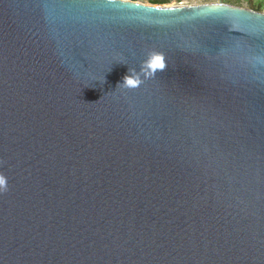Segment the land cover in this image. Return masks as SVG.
I'll use <instances>...</instances> for the list:
<instances>
[{
	"label": "water",
	"instance_id": "obj_1",
	"mask_svg": "<svg viewBox=\"0 0 264 264\" xmlns=\"http://www.w3.org/2000/svg\"><path fill=\"white\" fill-rule=\"evenodd\" d=\"M0 174V264H264V12L0 0Z\"/></svg>",
	"mask_w": 264,
	"mask_h": 264
},
{
	"label": "clouds",
	"instance_id": "obj_2",
	"mask_svg": "<svg viewBox=\"0 0 264 264\" xmlns=\"http://www.w3.org/2000/svg\"><path fill=\"white\" fill-rule=\"evenodd\" d=\"M118 63L123 62L118 61ZM166 67L162 54L151 53L141 62L139 72L136 69L129 68L128 73L122 78V83L118 84L117 88L135 89L142 83L141 77L147 79L150 75L154 78L156 73L164 71ZM7 190V178L0 174V194L5 193Z\"/></svg>",
	"mask_w": 264,
	"mask_h": 264
},
{
	"label": "rangeland",
	"instance_id": "obj_3",
	"mask_svg": "<svg viewBox=\"0 0 264 264\" xmlns=\"http://www.w3.org/2000/svg\"><path fill=\"white\" fill-rule=\"evenodd\" d=\"M220 0H181L179 2H172L168 5L173 4H182V5H190V4H199V3H212V2H218ZM136 2L145 4V5H151L149 3V0H137ZM227 3L247 7L250 9H259L263 12L264 10V0H244L243 2L239 3L237 0H231L227 1Z\"/></svg>",
	"mask_w": 264,
	"mask_h": 264
},
{
	"label": "trees",
	"instance_id": "obj_4",
	"mask_svg": "<svg viewBox=\"0 0 264 264\" xmlns=\"http://www.w3.org/2000/svg\"><path fill=\"white\" fill-rule=\"evenodd\" d=\"M136 2L137 0H130ZM181 0H149L151 5H168L172 2H179Z\"/></svg>",
	"mask_w": 264,
	"mask_h": 264
},
{
	"label": "built area",
	"instance_id": "obj_5",
	"mask_svg": "<svg viewBox=\"0 0 264 264\" xmlns=\"http://www.w3.org/2000/svg\"><path fill=\"white\" fill-rule=\"evenodd\" d=\"M220 1L227 2V1H231V0H220ZM263 12H264V10H263Z\"/></svg>",
	"mask_w": 264,
	"mask_h": 264
},
{
	"label": "crops",
	"instance_id": "obj_6",
	"mask_svg": "<svg viewBox=\"0 0 264 264\" xmlns=\"http://www.w3.org/2000/svg\"><path fill=\"white\" fill-rule=\"evenodd\" d=\"M239 3L243 2L244 0H237Z\"/></svg>",
	"mask_w": 264,
	"mask_h": 264
}]
</instances>
